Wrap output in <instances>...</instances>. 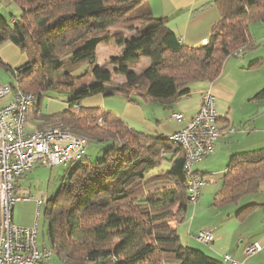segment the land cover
I'll use <instances>...</instances> for the list:
<instances>
[{"label": "trees", "instance_id": "16d2710c", "mask_svg": "<svg viewBox=\"0 0 264 264\" xmlns=\"http://www.w3.org/2000/svg\"><path fill=\"white\" fill-rule=\"evenodd\" d=\"M15 1L23 11L0 17V45H17L27 62L15 68L0 56V70L12 73L15 88L36 95L38 110L47 97L67 103L61 112L36 114L37 127L83 134L88 149L92 142H110L95 161L86 151L72 162L46 203L47 235L57 264H224L185 245L172 225L190 203L184 149L168 136L135 130L113 111L82 102L123 95L169 105L190 94L195 83L218 79L229 56L249 45L250 23L264 21V0H216L221 19L210 41L200 46L184 44L147 0ZM122 28L138 35L116 36L123 51L113 62L126 77L117 83L111 70L98 64V47L112 39L113 29ZM142 56L149 62L136 72L131 64ZM251 66H264V57ZM259 97L264 98V87ZM165 161L169 167L158 170ZM263 182L264 148L236 155L217 201H237L260 190Z\"/></svg>", "mask_w": 264, "mask_h": 264}, {"label": "crops", "instance_id": "0c3cea01", "mask_svg": "<svg viewBox=\"0 0 264 264\" xmlns=\"http://www.w3.org/2000/svg\"><path fill=\"white\" fill-rule=\"evenodd\" d=\"M147 3L156 17L165 18L166 24L178 38L190 46L208 43L214 26L221 19L216 0H147ZM256 27H260L256 30L261 32V37L255 40L251 36L247 49L236 56H229L218 79L195 83L190 94L169 105L142 99L129 101L123 95L110 98L93 96L82 102L85 107L113 111L135 130L151 135L170 136L182 130L199 112L204 93L210 91L215 95L221 133L215 151L194 166L201 176L213 174L215 179L207 181L202 187L199 201L189 203L180 220L172 225L187 245L205 250L220 260H223L225 254H230L243 264H264V182L260 190L248 193L237 201L219 202L217 194L223 187L224 175L233 157L264 148V98L259 97L264 87V66H251L264 57V44H261L264 42V21H256ZM111 45L113 44L102 46L105 48ZM102 46L98 47L99 52ZM0 56L15 68L27 62V56L12 42L0 45ZM143 59L149 62L148 57L144 56ZM117 76L118 74L113 75L114 80ZM124 79L123 76L120 82ZM47 101V106L44 107L43 104L39 110L33 106L28 112V119L31 120L36 114L61 112L67 107V103L59 98H48ZM171 112H181L185 118L182 121L174 119L179 124L169 128L171 117L168 122L166 119ZM39 124L41 122L36 121L33 127L28 125L27 129L35 130ZM232 127L236 130L232 131ZM169 165V162L163 164L158 170L166 169ZM218 166L223 167L214 171ZM57 167L64 170L62 175L59 173L61 171L55 169ZM68 168L59 164L51 168L37 164L18 179L16 190L22 200L14 207V221L17 224L32 227L39 223L40 209L43 207L44 211L47 201L55 196ZM36 183H42L44 189L35 190ZM251 194H254L248 198L251 201L239 204ZM39 200H43L40 206ZM202 229L211 230L214 241L209 244L201 242L197 235ZM253 242L261 243L263 250L248 254L247 245ZM39 243L50 247L44 240H39Z\"/></svg>", "mask_w": 264, "mask_h": 264}, {"label": "built area", "instance_id": "2783aa9c", "mask_svg": "<svg viewBox=\"0 0 264 264\" xmlns=\"http://www.w3.org/2000/svg\"><path fill=\"white\" fill-rule=\"evenodd\" d=\"M247 47H239L233 53L240 54ZM7 95H12L10 102L0 107V264H53V250L39 243V225L26 227L14 221V207L22 200L16 182L37 164L69 167L72 162L81 160L88 150V138L59 126L28 130V112L36 102V95L9 83L0 84V98ZM171 117L177 121L185 118L181 112H172ZM220 133L216 97L208 91L202 96L199 112L182 130L168 136L185 151L184 170L190 203L199 201L202 187L208 181L194 166L215 151ZM42 202L39 200L38 206ZM197 238L209 244L214 241V234L202 229ZM261 250L263 245L254 242L247 245L246 252L255 254ZM223 260L225 264H243L230 254H225Z\"/></svg>", "mask_w": 264, "mask_h": 264}, {"label": "rangeland", "instance_id": "374dc122", "mask_svg": "<svg viewBox=\"0 0 264 264\" xmlns=\"http://www.w3.org/2000/svg\"><path fill=\"white\" fill-rule=\"evenodd\" d=\"M22 11H23L22 7L15 0H0V17H2L3 19H9L11 17V15L20 16ZM256 29H260V27H256V22H251L249 31H250V34H251L252 38L255 39V40L258 37H261V32L260 33L257 32ZM112 32H113L112 39L107 44H105L104 46H107L109 43H112L113 45L105 47V48H103V46L101 45L102 47H101L100 52L98 54V64L100 66H102L104 69L111 70L112 79L113 80H114L113 75L114 74H116V75L118 74V76L115 77V81L118 83V82H120L121 78L124 75L118 73V71H117L118 64L113 62V60L114 59H118L121 56L122 51H123V46H120L117 43L116 36L118 34H122V35L125 36V38H132V37H135V36L138 35V31L137 30H127V29L125 30V29L122 28L121 30L113 29ZM261 44H264V42H262ZM113 46H115V47H113ZM258 46H260V44H258ZM4 50L7 51L6 49H4ZM143 58H144V56L140 57L139 61L131 64V68H133V70H135L136 72H140L145 67V65L148 64L146 59H143ZM124 78H125L124 79V81H125L126 77L124 76ZM14 81H15V78L13 77L12 73H8L6 71L4 72V70H0V84H5V83L12 84V83H14ZM121 82H123V80ZM11 98H12V95L11 96L7 95L6 98L5 97L4 98H0V105L3 106L7 102H10ZM48 98H50V97H47V98L44 99L45 100L44 101V107L47 106V102H48L47 99ZM53 100H56V99H53ZM169 115L170 116L166 119V122H168V119L171 117V114H169ZM100 118L102 119V121H101V123H102L103 122L102 116H100ZM100 118H99V122H100ZM170 119H171L170 120L171 122L168 123L169 128L170 127H174L176 124H179L177 121H174V119L172 117ZM35 122H36V120L33 117H31V120L30 119L27 120L26 127L28 125L30 127H33V124ZM44 127H42V128L37 127L36 129H44ZM45 128H48V126H46ZM109 144H110V142L108 144L107 143L92 142L90 144L91 147H89V149L87 150L88 152L86 154V157L89 160H91V161H95L96 158H99V155H101L104 152L106 146H108ZM167 163L168 162L165 161L164 165L167 164ZM222 167L223 166H218V168H214V171H219V169H221ZM55 169H58V171H61V172H59V173H61V175L63 174L62 172H64V170L62 168H60V167H57ZM204 177L206 179H208V180L209 179L210 180L211 179H215L213 174H209V175H206ZM218 177H220V176H218ZM219 182L221 184V179H219ZM34 189L38 190V191H42L44 189V185L42 183H36V186H34ZM253 195L254 194H251L247 198L246 197L243 198L239 202V204H241V202L246 203L248 201H251L248 198H251V196H253ZM36 216H37V214L35 213V217ZM38 224H39L38 238H39L40 242L44 240L45 243L48 246H50L49 238H48V235H47V224L48 223H47V220H46V217H45V212L43 211V207L40 209V212H39V223ZM182 242L184 244H186L184 238L182 239ZM51 261H53L55 264L59 263L60 259H59L58 255L56 253L52 257Z\"/></svg>", "mask_w": 264, "mask_h": 264}]
</instances>
